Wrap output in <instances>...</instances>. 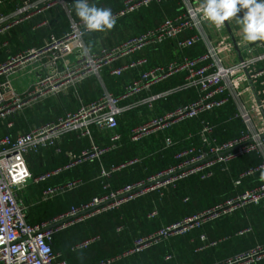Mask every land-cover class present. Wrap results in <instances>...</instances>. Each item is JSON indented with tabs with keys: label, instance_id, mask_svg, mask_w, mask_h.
<instances>
[{
	"label": "built area",
	"instance_id": "built-area-1",
	"mask_svg": "<svg viewBox=\"0 0 264 264\" xmlns=\"http://www.w3.org/2000/svg\"><path fill=\"white\" fill-rule=\"evenodd\" d=\"M11 1L14 0H0V7ZM29 1L24 0L19 13L27 12L32 7ZM57 1L59 0H46L41 5L32 7L33 13H43L53 8ZM167 1L169 0H119L120 8L113 15L117 21L140 9ZM171 1L179 7L174 18H164L158 26L141 34L128 36L110 48L99 46L94 51L88 50L83 38L92 32L85 30L82 21L70 19L68 31L62 36L50 35L41 47L9 56L0 63V124L6 129H12L17 117L25 110L32 109L48 95L77 87L89 77L98 75V71L103 67H108L110 76L116 78L132 70H140L137 76L123 87L119 96L108 93L101 95L90 103L82 104L74 112H65L58 119L32 127L26 133H18L14 136L0 134V264H67L60 260V255L52 249L53 237L58 232L83 220L115 210L149 193H157L162 197L176 183L188 177L210 179L216 168L224 172L229 163L251 154L258 158V164L240 174L233 185L239 187L243 180L252 179L255 183L253 187L237 192L222 203L137 239L132 249L125 255L142 252L162 241L231 216L249 205H259L264 202V181L260 180L261 172L264 171V68L257 67V64L264 60V55L252 56L250 48L252 43L256 42H245L243 37L238 36L232 41L225 32V24L217 29L212 23L193 15L201 0ZM238 16H243V12L238 13ZM234 21L236 18L226 23L232 25ZM8 22L7 17L0 13V35L19 23V21ZM45 24L44 22L41 26ZM184 34L188 36L182 37ZM168 40L175 41L176 54L196 44H202L205 52L194 59L176 58L164 65L148 67L147 59L141 57L111 68L112 64L121 57L160 45ZM7 46L6 41L0 42V53ZM236 50L239 51V54L236 53L238 60L232 62V55ZM32 61L38 62L41 79L33 89L19 93L12 83L14 74L22 73ZM180 73L185 75L181 87L151 95L143 101L149 112L153 111L155 101L174 92L194 89L198 98L171 111L148 116L140 125L130 130L129 141L138 143L152 134L198 119L201 115L212 113L229 103L235 108L234 118H239L243 125L238 136L218 143L213 137L214 127L202 121L197 134L198 144H189L177 151L173 155L174 163L171 166L114 190H109V185L104 184V193L100 196L93 197L79 206H72L47 221L34 225L26 222L27 210L20 203L17 193L23 190L29 181L39 185L85 162L98 161L102 155L116 149L120 140L117 118L128 109L122 107L121 103L133 99L144 91H149L155 85ZM93 127L101 133H107L108 145L99 147L93 142L91 137ZM69 133H75L78 138H87L90 141L89 148L77 155H67L66 164L60 168L36 177L32 176L25 157L30 153L38 154L41 150L47 149L60 153L58 144ZM173 144L171 138L165 137L161 141L162 149L171 148ZM136 162L137 159H134L125 165L113 166L109 170L102 168L100 177L109 178L112 173ZM80 186V180H68L44 187L39 193L38 203L61 198ZM248 232L249 229L239 234ZM95 240V238L85 240L75 246V249L86 248ZM200 240L204 246L199 248V251L216 245V242L205 245V235H201ZM171 258L167 256L165 261L169 262ZM263 259L264 244H257L227 259L224 263L215 264H253ZM112 262L113 259H106L96 264Z\"/></svg>",
	"mask_w": 264,
	"mask_h": 264
},
{
	"label": "trees",
	"instance_id": "trees-1",
	"mask_svg": "<svg viewBox=\"0 0 264 264\" xmlns=\"http://www.w3.org/2000/svg\"><path fill=\"white\" fill-rule=\"evenodd\" d=\"M118 3V0H100L96 6L111 8L112 12L115 13L120 8ZM178 11L179 7L177 4L169 0L160 5L154 4L148 8H143V10H139V13L135 14V12L117 20L116 23H121L123 21L122 23L127 29L134 23L137 24L135 31H130L132 34L130 36H134L158 26L164 18H174ZM137 22H139V24ZM86 36L87 34L84 37ZM187 36L188 34L182 35V37ZM160 48V54L156 60L151 61L145 57L148 61V67L164 65L176 58L186 57L188 59H194L205 52L202 44H196L176 54L175 41L173 40L163 42ZM165 53L167 54L166 59H164L166 56ZM139 72L140 70H136V76ZM136 76L128 79L126 78L122 83H118L119 87L123 89V87ZM184 76L183 73H180L158 84L151 89V94L158 95L181 87L184 82ZM93 83L94 82L91 81L80 86L85 96L87 94V88H89L91 84L93 85ZM197 98L198 94L196 90H182L155 101L151 113L148 112L146 108L145 110L144 108H140L131 112L128 118L125 114L118 117L117 132L121 137L120 146L117 143V147L119 146V148L105 153L98 161L85 162L37 185V187L43 188L54 186L68 180L79 179L83 181V185L80 188L67 193L62 198H56L53 201L30 208L26 211V222L30 225H34L47 221L65 212L72 206H79L93 197L100 196L104 193V184L109 185V190H114L126 184L135 183L171 166L174 163L172 159L173 155L189 144L185 142L186 135L188 133L193 135L198 134L202 121L214 127L213 137L218 143L225 142L238 136L243 129V125L239 118H234L235 108L229 103L221 109L214 110L212 113L201 115L198 119L178 124L160 133L155 140L151 138L150 140H145L138 144H132L128 141L130 133L128 129L138 126L137 124L139 123V117L141 115H146V118L148 116H157L161 112H168L176 107L191 103ZM40 116L41 115L28 117L32 121V119L39 118ZM58 118L59 117L56 119ZM18 120L19 119H15L14 125ZM47 122L45 121L42 124ZM16 125L22 127L23 121L19 120ZM0 134H4V132ZM7 134L12 136L14 132L8 131ZM91 137L93 142L99 147L108 145V135L106 132L101 133L93 127L91 128ZM165 137L171 138L174 144L171 148L160 151L162 148L161 141ZM68 138L70 142L80 143L81 150L79 153L89 148L90 141L87 138H78L76 135L72 134ZM86 141L89 142L88 148L85 149ZM151 143H153L152 149L158 150V153H153L151 156L143 158L138 163L126 166L112 173L109 178L100 177L101 167L105 170H109L113 166L125 165L139 156L141 157L143 149H148V151H150ZM47 151L48 153L45 154V156H47L45 160L42 158L44 153L40 155L30 153L25 157L28 170L32 176L36 177L66 164L67 160L65 161L63 154L60 153L61 155L58 154L59 156H54L53 149H48ZM258 162L259 160L255 155H247L229 163L224 172L220 168H216L213 177L210 179L200 180L197 176L188 177L176 183L175 186L166 191L162 197H159L157 193H149L143 197L130 201L127 203V206L121 210L108 211L75 224L58 232L53 237L52 249L55 253L60 255V260L65 261L67 264H93L100 262L114 254L123 252L124 250L121 249V247H127L128 236H143L138 233L139 228H144L148 231L145 234L148 235L156 232L161 227L169 226L186 217L222 203L234 196L237 192L253 187L255 183L252 179L243 180L239 187H235L233 183L238 180L240 174L249 167L257 165ZM153 211H156V215L148 219L147 216ZM123 225L128 227L127 230L117 233L116 229ZM247 229H249L248 233L239 234ZM201 235H205L206 237L205 245L211 242H216V245L214 247H205L202 251H196L201 246L199 240ZM91 237H97L98 240L83 250H71L75 244L88 240ZM257 244H264V202L259 205H249L231 216L207 223L200 229H195L181 236L162 241L143 254L132 258L131 263L172 264V261H164L165 256L170 254H174V261L183 262L185 264L224 263L227 259ZM172 249L174 250L172 251ZM253 264H264V259Z\"/></svg>",
	"mask_w": 264,
	"mask_h": 264
},
{
	"label": "crops",
	"instance_id": "crops-1",
	"mask_svg": "<svg viewBox=\"0 0 264 264\" xmlns=\"http://www.w3.org/2000/svg\"><path fill=\"white\" fill-rule=\"evenodd\" d=\"M99 1L100 0H88V3L90 5H92V4L96 5ZM44 2H46V0H30L29 4L32 7H34L37 5H41ZM118 2H119V0H118ZM23 5H24V0H14V1H11L10 3H5L0 7V13L3 16L7 17L8 21H9L8 23L13 22V21H19L18 24L10 27L8 30H6L5 32H3L0 35V42L6 41L8 43L7 48L0 53V63L4 62L9 56H13L15 54H18V53L26 51V50H32V49H36V48L41 47L42 44L44 43V41L50 35H54L56 37L62 36L64 33H66L68 31L70 19H73L74 21H80V19L76 16V13H75L74 0H68V1H60L59 0L56 2V4L53 6V8H51L47 11H44L43 13H40V14L33 13L32 7L27 12L19 13L18 11H19V9L22 8ZM118 5H120V2L118 3ZM137 13H139V11H137L135 14H137ZM239 17L242 18L243 16H239ZM44 22L46 24L44 26H41V24ZM122 22L116 23L115 27L110 31H104V32L94 31L92 33H88L87 36L83 38V42H84L85 47L90 51L96 50L99 46L100 47L102 46L104 48H110V47L114 46L116 43L125 39L126 37L132 35L130 33V31H135V29H136L135 27L137 26V24L134 23L130 28L127 29L124 27ZM137 23L139 24V22H137ZM228 25L230 28L231 35H229V33L226 29L225 32L227 35L232 36L233 38H235L237 36L243 37V31H242L243 26L240 23H238L237 19H236V21H234L232 23V25L230 23ZM128 27H129V25H128ZM252 44L253 45H251V48H250L252 50V56H254V57L263 56L264 55V42L258 41L256 43H252ZM160 45L147 47V48L143 49L142 51L127 55L125 57H121L118 61H116L112 64L111 68L119 67L121 65L128 63L131 60H135V59H138L141 57H146V58L150 59L151 61L156 60L160 54L159 53V50L161 49ZM232 56H233L232 62H236L238 60V55L236 54V52H234V54ZM166 58H167V54L164 57V59H166ZM257 67L264 68V60L262 62L258 63ZM104 70H106V71H104ZM109 72H110V69L107 67V68L103 69L100 74L89 77L88 79L83 81L77 87L62 90V91L58 92V94H55V95H48L40 103H38L34 107H32V109L25 110L21 116L16 118V119L23 121L22 127H19L18 125H16V123L19 120L15 123V125L12 129H6L4 125L0 124V133L4 132V134H7L8 131H13L14 134H12V136H14L15 134H18V133H26V132L30 131L32 127L39 126L40 124L44 123L45 121L46 122L50 121V120L53 121L57 117L62 116L65 112H74L82 104L92 102V100L93 101L96 100L101 95H104L107 93L111 94V95H120L122 92V87L120 88L118 83H122L126 78L128 79V78H132V77L136 76L135 70H132L130 72H126L118 78L110 76ZM40 79H41V72L38 70V62L32 61V63L30 65H28V67L22 73L17 72L14 74L12 83H13L16 91L21 93V92H25L27 90L33 89L34 85H36L40 81ZM91 81H93L94 83H93V85L91 84V86H89V88H87V90H86L87 94L85 96L84 93L81 91L80 86L81 85L83 86L86 83L91 82ZM155 86H157V85H155ZM151 89L149 91H144V92L140 93V95L134 97L131 100L129 99V100L123 101L121 103L122 107H128V109L123 113L127 116V118L129 117V114L131 112H133L134 110H138L140 108H144V110L146 108L147 111L149 112L147 106L143 103V101L152 95ZM123 114L121 116H123ZM39 115H41L39 118L37 117L35 119H32V121L29 119V117H31V116L36 117ZM121 116H119V117H121ZM145 118H146V115L145 116L141 115L139 117V123L137 125H140L144 121L143 119H145ZM131 128L132 127H130L129 129H131ZM129 129H128V131H130ZM162 132H164V131H162ZM162 132H158L156 134H152L146 138H143L138 143L145 141V140H150L151 138H154L153 140H155L157 138V136ZM71 134L76 135L75 133L66 134L58 144V147L60 149V153L63 154L65 161L68 160L67 155H69V154L70 155H77V154H79V151L81 150L79 142L75 143V142L69 141L68 137ZM120 140H121V137H120ZM120 140L118 142V145L121 143ZM128 141H129V136H128ZM88 142L86 141L85 149L88 148ZM185 142H187L189 144H198L197 134L193 135V134L188 133L186 135ZM138 143H136V144H138ZM152 144L153 143H151L150 151H148V149H143V151H142L143 154L141 157L139 156L138 158H136L137 159L136 163H138L139 161H141L145 157L151 156L153 153L159 152L156 149H152ZM89 146H90V143H89ZM119 146L117 148H119ZM116 149H114V150H116ZM47 150H41L38 153V155H40L41 153L42 154L44 153L43 154L44 157L42 156V158L44 160L47 157V156H45V154L48 153ZM114 150H112V151H114ZM162 150L163 149L161 148L160 151H162ZM60 153H58V154L61 155ZM53 154H54V156H59L54 151H53ZM101 168H103V167H101ZM80 181H81V186H82L83 181L82 180H80ZM40 186H42V185H40ZM38 187H37V185L32 183V181H29L27 183L26 187L17 193V197H18L20 203L26 208L27 211L30 208L39 205L38 199H39V193H40L42 187H39V188ZM80 187H78V188H80ZM77 189H75V190H77ZM75 190H73V191H75ZM126 206H127V203L120 206L119 208H117L115 210H121L122 208H124ZM153 213H155V215H156V211H153L151 214H149L147 216V218L148 219L153 218L154 217ZM83 221H85V220H83ZM83 221H81V222H83ZM81 222H79V223H81ZM76 224H78V223H76ZM127 228L128 227L126 225L125 226L123 225V226L117 228L116 232L118 233L120 231L127 230ZM147 232L148 231H146L144 228H139L138 233L143 235V236H140V237H136L134 235L128 236L127 247H125V248L121 247V249H123L124 251L121 253L114 254L111 257L105 258L104 260L113 259V262L111 264H132L131 263L132 258H134L137 255L143 254L145 251H148L149 249L157 246V244H156V245H153V246L149 247L148 249H146L142 252L131 253V254L125 255L128 251H130L132 249L133 243L137 239L143 238V237H146V236L152 234V233H150L148 235H145ZM93 238L96 239L95 241L98 240L97 237H93ZM93 238L91 237L89 239H93ZM199 240H200V238H199ZM82 242H84V241H82ZM82 242H80V243H82ZM80 243L75 244L73 246V248H71V250L75 251V250L85 249V248L75 249V246H77ZM93 243H91V244H93ZM200 243H201V246H200V248H201L204 245L202 244L201 240H200ZM170 246H171V244H170ZM174 249H175V247H174ZM174 249H172V251ZM196 251H199V248ZM167 256L172 257L170 260V261H172V264H176V263L185 264L183 262L174 261V254H170ZM167 256H165V258ZM165 258H164V261H165ZM93 264H96V263H93Z\"/></svg>",
	"mask_w": 264,
	"mask_h": 264
},
{
	"label": "clouds",
	"instance_id": "clouds-1",
	"mask_svg": "<svg viewBox=\"0 0 264 264\" xmlns=\"http://www.w3.org/2000/svg\"><path fill=\"white\" fill-rule=\"evenodd\" d=\"M74 8L88 32L110 31L116 25L111 8L90 5L88 0H74ZM241 12L242 18L238 16ZM193 15L212 23L217 29L222 28L226 21L236 18L243 26L245 42H264V0H201ZM260 180L264 181V171Z\"/></svg>",
	"mask_w": 264,
	"mask_h": 264
},
{
	"label": "water",
	"instance_id": "water-1",
	"mask_svg": "<svg viewBox=\"0 0 264 264\" xmlns=\"http://www.w3.org/2000/svg\"><path fill=\"white\" fill-rule=\"evenodd\" d=\"M225 26H226V29H227V31H228V33H229V35H231V32H230V28H229V25L225 22ZM231 37V40L233 41V37L232 36H230ZM236 53L237 54H239V51L238 50H236Z\"/></svg>",
	"mask_w": 264,
	"mask_h": 264
},
{
	"label": "rangeland",
	"instance_id": "rangeland-1",
	"mask_svg": "<svg viewBox=\"0 0 264 264\" xmlns=\"http://www.w3.org/2000/svg\"><path fill=\"white\" fill-rule=\"evenodd\" d=\"M104 68H107V67H103L102 69H100V70L98 71V74H100L101 71H102Z\"/></svg>",
	"mask_w": 264,
	"mask_h": 264
}]
</instances>
